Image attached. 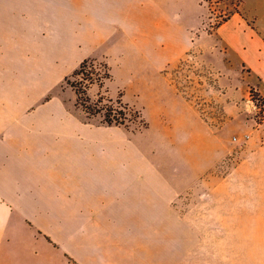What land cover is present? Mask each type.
<instances>
[{"label": "crops", "instance_id": "1", "mask_svg": "<svg viewBox=\"0 0 264 264\" xmlns=\"http://www.w3.org/2000/svg\"><path fill=\"white\" fill-rule=\"evenodd\" d=\"M232 1L239 11L213 33L201 32L200 0L158 2L159 20L166 21L171 7L170 27L183 42L210 44L220 55L212 64L222 86L264 95V0ZM136 7L144 11L137 15ZM151 19L150 0H0V47L47 64L45 70L0 71V264H113L119 238L129 239L136 216L144 222L146 212L150 220L145 160L120 143L112 127L44 97L62 68L72 64L69 72L116 31ZM117 48L107 44L106 56ZM230 93L235 97L229 87L225 96ZM237 154L212 191L244 200L236 206L249 213L223 221L249 224L261 235L254 245L262 250L250 264H264V143L249 135Z\"/></svg>", "mask_w": 264, "mask_h": 264}, {"label": "rangeland", "instance_id": "2", "mask_svg": "<svg viewBox=\"0 0 264 264\" xmlns=\"http://www.w3.org/2000/svg\"><path fill=\"white\" fill-rule=\"evenodd\" d=\"M163 1L170 2L150 0V24L135 20L133 30L116 31L88 58L105 63L109 77L87 88V109L70 84L79 79L73 73L81 62L67 73L72 64L62 68L54 77H63L53 79L44 99L58 100L95 124L112 127L111 134L150 167L151 190L145 200L150 220L146 212L144 222L136 216L129 239L119 238L113 264L253 263L255 250H262L254 245L262 241L261 235L250 232L249 224L223 221L241 213L236 205L244 200L214 197L212 189L217 177L229 174L249 135L264 143V125H255L246 108L254 89L222 86L212 64L220 55L210 44L183 42L170 27L171 7L166 6V21H160L158 2ZM200 6L203 33H213L223 18L240 8L232 0H200ZM143 11L135 8L136 14ZM107 44L118 46L110 58ZM16 50L0 47V71L46 69V63H28L31 55ZM229 87L235 97L225 96ZM117 101L127 108L126 120L107 125L104 113L121 111Z\"/></svg>", "mask_w": 264, "mask_h": 264}, {"label": "trees", "instance_id": "3", "mask_svg": "<svg viewBox=\"0 0 264 264\" xmlns=\"http://www.w3.org/2000/svg\"><path fill=\"white\" fill-rule=\"evenodd\" d=\"M228 17L229 16L223 18L222 22L226 21ZM222 22H220L218 25H220ZM73 77H78L79 79L75 83H70L71 87L75 90L78 100L80 101V105L87 109L88 107L85 106V103H88L86 90L90 85L94 83H100L103 79L109 77L108 66L105 63L96 62L93 59H85L80 63L78 69L75 70ZM108 101L112 103V101ZM117 104L121 108L120 112L117 114H112V112L104 113L103 117L107 125H123L126 120L124 111L127 108L120 101H117Z\"/></svg>", "mask_w": 264, "mask_h": 264}, {"label": "built area", "instance_id": "4", "mask_svg": "<svg viewBox=\"0 0 264 264\" xmlns=\"http://www.w3.org/2000/svg\"><path fill=\"white\" fill-rule=\"evenodd\" d=\"M247 111L251 115V120L257 126L264 125V95L256 90L250 92L249 98L246 101Z\"/></svg>", "mask_w": 264, "mask_h": 264}]
</instances>
